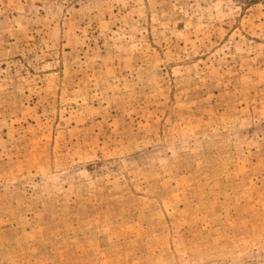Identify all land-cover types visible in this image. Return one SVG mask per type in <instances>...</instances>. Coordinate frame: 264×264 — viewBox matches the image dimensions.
<instances>
[{
	"label": "rangeland",
	"instance_id": "obj_1",
	"mask_svg": "<svg viewBox=\"0 0 264 264\" xmlns=\"http://www.w3.org/2000/svg\"><path fill=\"white\" fill-rule=\"evenodd\" d=\"M0 264H264V0H0Z\"/></svg>",
	"mask_w": 264,
	"mask_h": 264
}]
</instances>
